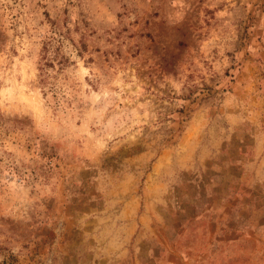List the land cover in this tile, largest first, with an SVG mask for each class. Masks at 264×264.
<instances>
[{"label":"rangeland","instance_id":"obj_1","mask_svg":"<svg viewBox=\"0 0 264 264\" xmlns=\"http://www.w3.org/2000/svg\"><path fill=\"white\" fill-rule=\"evenodd\" d=\"M0 264H264V0H0Z\"/></svg>","mask_w":264,"mask_h":264}]
</instances>
